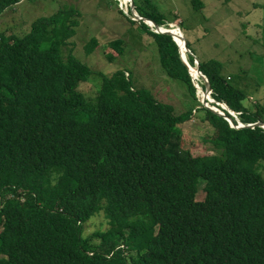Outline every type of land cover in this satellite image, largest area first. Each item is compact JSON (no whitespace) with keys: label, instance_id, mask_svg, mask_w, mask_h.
Instances as JSON below:
<instances>
[{"label":"trees","instance_id":"trees-1","mask_svg":"<svg viewBox=\"0 0 264 264\" xmlns=\"http://www.w3.org/2000/svg\"><path fill=\"white\" fill-rule=\"evenodd\" d=\"M19 1L0 0V16ZM133 1L142 17L168 22L151 0ZM209 1L191 0L205 21ZM231 10L239 15L233 33L264 46L256 36L264 23L251 10ZM75 14L65 6L20 36L0 34V264H264V128L232 127L201 104L177 41L142 20L127 16L151 36L147 45L163 72L186 86L191 105L178 111L135 86L126 65L94 70L73 52ZM97 41L91 36L85 52ZM107 44L108 60L126 59V40ZM187 45L195 65L194 43ZM196 65L209 81L211 105L235 125L264 122L256 93L264 69L249 91L237 78L248 70L225 71L217 57ZM92 75L96 88L84 92ZM195 111L209 127L202 141L213 153L183 146L181 125L196 120ZM99 212L108 226L84 234Z\"/></svg>","mask_w":264,"mask_h":264},{"label":"rangeland","instance_id":"rangeland-1","mask_svg":"<svg viewBox=\"0 0 264 264\" xmlns=\"http://www.w3.org/2000/svg\"><path fill=\"white\" fill-rule=\"evenodd\" d=\"M151 1L168 19V22L159 26L164 28L169 26L168 28L175 29L180 27L186 40L194 43L197 53L194 57L196 64L200 58L217 57L222 60L225 71L237 72L239 68L248 70L247 73L237 74V78L242 86H245V83L249 86V91L252 90L256 80L255 71L264 69V46L252 44L244 36H238L239 32L233 33L232 26L236 24L238 27L239 15L234 14L231 9L242 13L251 10L249 17L264 23V0H225L224 2H222L223 0H210L203 9L206 16L209 17L208 21L203 20L201 12L192 8L191 0ZM65 6H71L78 11V15H74L78 24L72 36L74 40L73 52L76 56L83 59L94 70L106 73H111L120 66L126 65L131 71V79L135 86L151 88L158 98L173 103L178 111L191 105L186 86L163 72L155 46L153 43L147 45L146 39H152L151 36L145 34L139 26L131 24L128 20L127 16L133 20H139L131 15L129 0H20L18 5L4 11L1 15L0 34L9 37L20 36L27 31L34 19L50 16ZM136 13L139 15L137 11ZM180 22H183L181 26ZM204 28L207 30L211 28V30L205 34ZM91 36H95L98 41L93 50L86 53L84 44ZM236 36H238L237 39ZM256 36L264 38V34H256ZM117 37L127 41L130 47L127 52L128 56L126 59L119 57L116 61H110L105 56V50L109 49L107 41ZM231 39L234 41L232 45L229 43ZM249 49L260 54L259 57L257 55L256 57L249 56L247 53ZM196 64L194 65L196 80L205 83L206 79L199 74ZM260 80L256 93L258 98L263 99L264 102V79L260 77ZM97 82L96 76L92 75L82 83L81 89L84 92H92L96 88ZM203 90L202 86L198 88L196 96L200 102L205 103L202 99ZM208 99L207 105L213 106L211 102L214 99L210 94H208ZM220 106L235 116V113L229 110L225 104H220ZM193 117L197 119H191L181 125L184 148L191 150L193 154L213 153L211 146L202 141L209 127L196 115V111ZM202 181H199L200 185L203 184ZM203 196L204 193L200 190L198 198L202 199ZM107 226V219L102 212H99L84 224L83 233L89 234L97 229H105Z\"/></svg>","mask_w":264,"mask_h":264},{"label":"water","instance_id":"water-1","mask_svg":"<svg viewBox=\"0 0 264 264\" xmlns=\"http://www.w3.org/2000/svg\"><path fill=\"white\" fill-rule=\"evenodd\" d=\"M129 9L131 11V15L134 16L136 19H139V20H142L144 21L154 32H159V33H166V34H169L170 36L173 37V39L175 41H177V43L179 44V48H180V53H181V57L183 58V60L185 61V63L187 64L188 68L190 69V73L193 77V80L195 82V86L196 88H201V86L199 85L198 81L196 80V75L195 73L193 72V69H194V65H192L186 55L187 51L190 50V48L188 47L187 45V40H186V37L182 31V29L180 27H178L177 29L179 30L180 32V35H178V33L174 32L172 28H162L161 26L155 24L154 22H152L150 19H147L145 17H141L139 16L136 11L134 10V1L133 0H129ZM182 38V39H181ZM183 41V42H182ZM197 68V71L199 72V74H201L202 76L205 77L206 81L204 83V90H203V93H202V99L205 103H203L201 101V104H203L204 106L210 108L211 110L219 113L220 115L224 116V118L228 121V123L230 124V126L232 127H235V128H241V127H254V126H259L261 128H264V122H255V123H247V124H238V125H235L233 123L232 120H230L228 117L225 116L224 112L222 111V109L220 108H217L215 106H211L210 105H207L208 103V94H210V84H209V81L206 77V75L198 68V66H196ZM196 89V91H197ZM208 99V100H207Z\"/></svg>","mask_w":264,"mask_h":264},{"label":"bare ground","instance_id":"bare-ground-1","mask_svg":"<svg viewBox=\"0 0 264 264\" xmlns=\"http://www.w3.org/2000/svg\"><path fill=\"white\" fill-rule=\"evenodd\" d=\"M122 1H127V0H122ZM162 28H164V27H162ZM172 29H174L173 31L174 32H176V33H178V35H180V32H179V30L178 29H175V28H172ZM182 39V38H181ZM183 42V41H182ZM193 72H195V70L193 69ZM197 72V71H196ZM203 78V77H202Z\"/></svg>","mask_w":264,"mask_h":264},{"label":"crops","instance_id":"crops-1","mask_svg":"<svg viewBox=\"0 0 264 264\" xmlns=\"http://www.w3.org/2000/svg\"><path fill=\"white\" fill-rule=\"evenodd\" d=\"M7 10H9V9H7ZM7 10H6V11H7ZM0 17H1V16H0Z\"/></svg>","mask_w":264,"mask_h":264}]
</instances>
